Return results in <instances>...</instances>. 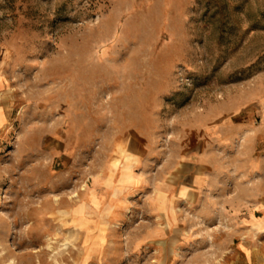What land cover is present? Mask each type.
Masks as SVG:
<instances>
[{"label": "rangeland", "instance_id": "rangeland-1", "mask_svg": "<svg viewBox=\"0 0 264 264\" xmlns=\"http://www.w3.org/2000/svg\"><path fill=\"white\" fill-rule=\"evenodd\" d=\"M258 216L264 0H0V264H229Z\"/></svg>", "mask_w": 264, "mask_h": 264}, {"label": "crops", "instance_id": "crops-1", "mask_svg": "<svg viewBox=\"0 0 264 264\" xmlns=\"http://www.w3.org/2000/svg\"><path fill=\"white\" fill-rule=\"evenodd\" d=\"M2 116L4 117V119H6V115H5L4 111H3ZM254 218L264 219V216H258V217H254ZM241 255H242V257L244 256V258L241 261L234 260L229 264H264V252L251 253L250 256L248 257L249 260H247V255L245 254V252L242 251ZM255 260L258 261V263L255 262Z\"/></svg>", "mask_w": 264, "mask_h": 264}, {"label": "bare ground", "instance_id": "bare-ground-1", "mask_svg": "<svg viewBox=\"0 0 264 264\" xmlns=\"http://www.w3.org/2000/svg\"><path fill=\"white\" fill-rule=\"evenodd\" d=\"M2 60V59H1ZM83 190V189H82ZM78 197V196H77Z\"/></svg>", "mask_w": 264, "mask_h": 264}]
</instances>
